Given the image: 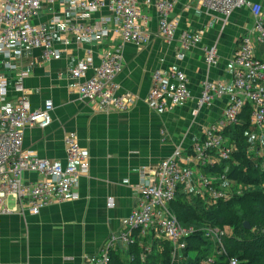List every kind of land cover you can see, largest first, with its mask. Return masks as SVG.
<instances>
[{
  "label": "built area",
  "instance_id": "1",
  "mask_svg": "<svg viewBox=\"0 0 264 264\" xmlns=\"http://www.w3.org/2000/svg\"><path fill=\"white\" fill-rule=\"evenodd\" d=\"M178 2L179 0H154L159 21L158 33L167 40H173L178 31V23L171 17ZM45 3H60L64 7L61 14L51 19V25L62 33H72L77 43L95 44L106 39H117L115 45L103 49L97 66L94 65L92 56L86 55L69 68L74 81L73 88L84 101L93 103L99 111L122 112L134 104L130 94L119 91L116 81V76L124 67V44L132 42L142 47L151 38L147 30L149 15L143 12L140 0H0L2 213L18 210L38 214L47 205L74 198L77 196L74 188L79 177L87 174L90 169V154L80 145L74 132L65 138L66 164L43 158L24 147L26 128H45L53 121V100L46 99L41 107H32L24 86V79L29 72L22 62L24 50L34 47L42 49L46 60L62 57L61 50L55 45L51 28L35 21ZM198 3L207 11L221 13L225 17L242 7H249L253 13V27L242 37L230 60L233 67L232 89L222 80L204 79L198 106L194 110L197 113L202 106L211 104L216 98L227 96L228 104L224 114L206 127L204 137L194 144L192 152L184 154L181 147H176L157 165L142 169L140 181L134 187L138 197L136 209L122 219L119 231L110 234L101 254L86 257L85 264H109L112 252L119 245L127 248L138 242L142 243L148 237L170 241L173 262H179L185 257L187 238L195 232L194 227H186L179 221L171 207L179 188L190 190L195 186L206 204L230 199L244 189L229 191L223 185L233 182L228 180L226 173L208 174L197 168L213 167L218 161L229 159L237 150V146L226 139L225 130L240 123V115L247 103L251 105V124L264 130V59L256 55V42L264 45L263 7L250 0H198ZM103 8L108 13L106 18H95V14ZM104 21L110 22L111 26H106ZM178 38L182 48L178 57L183 58L185 51L201 43L202 34L182 29ZM203 49L206 63L209 66L216 65L219 60L216 45H205ZM90 70H93L92 75H88ZM12 91L15 93L12 94ZM191 97L188 77L184 71L176 70L166 74L162 69H155L147 97L150 108H172L183 105ZM261 137L264 138V135ZM26 172L37 173L42 178L27 182ZM10 197L16 203L14 208L6 204ZM108 205H114L112 198ZM207 225L203 228L205 238L216 245L218 255L227 254L224 238L231 234V229ZM143 248L146 251L142 254L144 260L151 252L152 245L144 244ZM215 260L214 255L209 256L202 264H211ZM238 263L237 257H230L228 262Z\"/></svg>",
  "mask_w": 264,
  "mask_h": 264
},
{
  "label": "crops",
  "instance_id": "2",
  "mask_svg": "<svg viewBox=\"0 0 264 264\" xmlns=\"http://www.w3.org/2000/svg\"><path fill=\"white\" fill-rule=\"evenodd\" d=\"M250 1L261 4L264 13V0ZM140 3L143 12L149 15L147 30L151 38L142 47L132 42L124 44V67L116 81L119 91L130 94L134 104L122 112L99 111L93 103L84 101L73 88L74 81L69 74V68L86 55H91L97 66L103 49L115 45L117 39L95 44L77 43L72 33H62L51 25V19L61 14L64 7L60 3L42 5L35 21L51 28L62 57L46 60L39 47L24 50L22 62L29 72L24 86L32 107H41L46 99L54 103L52 123L45 128H26L24 147L43 158L66 164L65 138L74 132L80 145L90 154V169L79 177L74 198L47 205L38 214L0 211V264H85L86 257L100 255L110 234L119 231L122 219L137 207L134 187L140 181L142 169L157 165L176 147H181L184 154L192 152L194 144L204 137L206 127L223 116L227 96L216 98L197 113L194 110L204 79L222 80L232 89L230 60L242 37L253 27L251 9L242 7L225 17L207 11L198 0H179L171 14L178 23V31L173 40H167L158 33L154 0H140ZM107 15L103 8L95 18ZM104 22L111 26L110 22ZM182 29L199 31L202 41L179 58L182 48L178 36ZM205 45H216L219 55L216 65L206 63ZM256 55L264 59V45L260 42H256ZM157 68L166 74L184 71L192 97L172 108H150L147 97ZM92 74L90 70L88 75ZM197 169L202 170V167ZM41 178L37 173H25L27 182ZM195 188L182 187L188 201L199 196ZM110 198L113 206L108 205ZM6 204L16 207L11 197ZM153 241L148 237L142 243L151 245ZM127 250L128 247L121 245L116 249L124 255Z\"/></svg>",
  "mask_w": 264,
  "mask_h": 264
},
{
  "label": "trees",
  "instance_id": "3",
  "mask_svg": "<svg viewBox=\"0 0 264 264\" xmlns=\"http://www.w3.org/2000/svg\"><path fill=\"white\" fill-rule=\"evenodd\" d=\"M252 129L257 128L251 124V105L247 103L240 115V123L225 130L237 150L229 159L220 160L213 167L202 168L208 174L226 173L230 182H241L242 193L206 204L201 196L188 201L182 187L177 191L171 207L184 226L195 228L187 238L185 257L178 264H202L211 255L216 258L211 264H228L230 257H237L238 264H264V156L249 150L252 146L249 132ZM247 221L251 228L245 226ZM207 224L231 229V234L224 238L227 254L218 255L216 245L205 238L203 228ZM144 244L138 242L129 246L127 259L126 255L113 251L109 264H173L170 241L154 240L151 252L143 260L142 254L146 253Z\"/></svg>",
  "mask_w": 264,
  "mask_h": 264
},
{
  "label": "rangeland",
  "instance_id": "4",
  "mask_svg": "<svg viewBox=\"0 0 264 264\" xmlns=\"http://www.w3.org/2000/svg\"><path fill=\"white\" fill-rule=\"evenodd\" d=\"M264 135V130H260V129H252L250 132H249V136H250V139L252 141V146H250V152H257V155L258 156H264V138L261 137V135ZM228 137H226L227 139ZM229 140V139H228ZM224 188L228 189L229 191H233V190H236V189H239V188H243V184L241 182H237V181H233L232 184H225L223 185ZM248 188H252V186H249ZM195 193H197V188H195ZM209 225V224H208ZM207 225V226H208ZM206 227V225H205ZM211 255V254H210ZM213 256V255H211ZM126 259L128 258L127 255L125 256Z\"/></svg>",
  "mask_w": 264,
  "mask_h": 264
},
{
  "label": "water",
  "instance_id": "5",
  "mask_svg": "<svg viewBox=\"0 0 264 264\" xmlns=\"http://www.w3.org/2000/svg\"><path fill=\"white\" fill-rule=\"evenodd\" d=\"M245 226L247 227V228H251V225H250V223L247 221V222H245Z\"/></svg>",
  "mask_w": 264,
  "mask_h": 264
}]
</instances>
